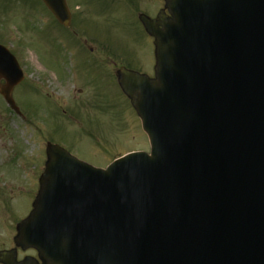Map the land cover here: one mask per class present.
Returning a JSON list of instances; mask_svg holds the SVG:
<instances>
[{"label": "water", "instance_id": "1", "mask_svg": "<svg viewBox=\"0 0 264 264\" xmlns=\"http://www.w3.org/2000/svg\"><path fill=\"white\" fill-rule=\"evenodd\" d=\"M59 1L44 0L67 24ZM166 8L171 20L145 23L155 79L118 71L151 156L102 171L47 145L33 210L14 239L45 264H264V0H166ZM0 79L17 111L11 91L22 74L1 46ZM60 198L72 221L62 238L46 231ZM0 262L16 264L13 252Z\"/></svg>", "mask_w": 264, "mask_h": 264}, {"label": "rangeland", "instance_id": "2", "mask_svg": "<svg viewBox=\"0 0 264 264\" xmlns=\"http://www.w3.org/2000/svg\"><path fill=\"white\" fill-rule=\"evenodd\" d=\"M151 2L155 17L164 0ZM91 8L87 36L103 50L85 54L64 35L43 32L48 17L37 0H0V44L24 73L12 91L20 115L0 97V252L14 251L15 261H38L35 250L16 247L13 238L37 195L46 143L102 169L127 152L149 151L116 70L124 66L153 78V42L126 10L107 2Z\"/></svg>", "mask_w": 264, "mask_h": 264}, {"label": "flooded vegetation", "instance_id": "3", "mask_svg": "<svg viewBox=\"0 0 264 264\" xmlns=\"http://www.w3.org/2000/svg\"><path fill=\"white\" fill-rule=\"evenodd\" d=\"M37 2L40 5L39 13L42 15L46 14L48 17V19L45 20L46 22H43V32H45V34L54 33L57 35H64V37L74 43L75 47L78 48L77 50H80L85 54L93 52L94 49L99 53L103 50L97 46L96 40L94 38L87 36L88 33L86 31V21L90 12V8L92 7L91 9H93L94 7H98L105 2H107L109 5H113L118 11L123 9L125 12L126 10L129 13V19L131 20V23L137 27L139 32L145 33L152 40L145 30L142 22V20L145 21L154 19L151 0H64L69 21L66 26L60 24L53 17L41 0H37ZM59 2L60 1L57 0V3ZM93 14L96 17L98 16L99 12L95 11ZM89 43L93 46L89 47ZM96 46L97 49L95 48Z\"/></svg>", "mask_w": 264, "mask_h": 264}]
</instances>
